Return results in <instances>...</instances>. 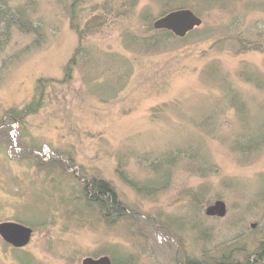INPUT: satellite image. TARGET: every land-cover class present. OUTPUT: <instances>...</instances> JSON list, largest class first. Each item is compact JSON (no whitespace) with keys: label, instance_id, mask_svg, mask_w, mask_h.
Wrapping results in <instances>:
<instances>
[{"label":"rangeland","instance_id":"1","mask_svg":"<svg viewBox=\"0 0 264 264\" xmlns=\"http://www.w3.org/2000/svg\"><path fill=\"white\" fill-rule=\"evenodd\" d=\"M185 9V37L154 29ZM0 40V224L32 232L0 237V264L254 260L264 0H0ZM93 179L126 215L84 196Z\"/></svg>","mask_w":264,"mask_h":264},{"label":"water","instance_id":"2","mask_svg":"<svg viewBox=\"0 0 264 264\" xmlns=\"http://www.w3.org/2000/svg\"><path fill=\"white\" fill-rule=\"evenodd\" d=\"M200 25L201 19L192 11L185 9L170 12L155 21L153 27L156 30H165L178 38H183L188 32ZM206 215L223 217L225 215V205L220 201H216L213 205L206 208ZM31 233L29 228L17 223L0 224V237L16 248L25 246L30 239ZM82 264H111V262L107 257H100L98 259L86 258Z\"/></svg>","mask_w":264,"mask_h":264},{"label":"trees","instance_id":"3","mask_svg":"<svg viewBox=\"0 0 264 264\" xmlns=\"http://www.w3.org/2000/svg\"><path fill=\"white\" fill-rule=\"evenodd\" d=\"M161 35L163 37L165 35V37L167 38L172 37L170 33H166V32L164 35L161 33ZM170 159L171 158H169L168 160H164L165 165L166 163L170 164V161H171ZM84 190H85L84 196L89 195V197L92 198L91 199L92 204H94L100 212H103V213H106V214H109L115 217H122L126 215L125 208H123V206L121 205V202L118 200L113 189L107 183L93 179L84 185ZM253 257H254L253 261H250L248 258L243 264L261 263L264 260V246H260V248H258V250L254 253ZM174 263L175 264H204L196 260H187V261L175 260ZM215 264H236V263L221 261Z\"/></svg>","mask_w":264,"mask_h":264}]
</instances>
